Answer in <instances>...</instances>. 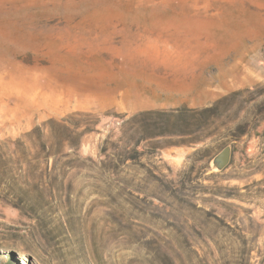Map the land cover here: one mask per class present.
Masks as SVG:
<instances>
[{
  "label": "rangeland",
  "instance_id": "rangeland-1",
  "mask_svg": "<svg viewBox=\"0 0 264 264\" xmlns=\"http://www.w3.org/2000/svg\"><path fill=\"white\" fill-rule=\"evenodd\" d=\"M0 264H264V0H0Z\"/></svg>",
  "mask_w": 264,
  "mask_h": 264
},
{
  "label": "water",
  "instance_id": "water-1",
  "mask_svg": "<svg viewBox=\"0 0 264 264\" xmlns=\"http://www.w3.org/2000/svg\"><path fill=\"white\" fill-rule=\"evenodd\" d=\"M229 154H230L229 147H225L224 150L221 153V159H222L223 163L227 162V160L229 158Z\"/></svg>",
  "mask_w": 264,
  "mask_h": 264
}]
</instances>
